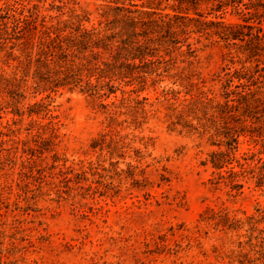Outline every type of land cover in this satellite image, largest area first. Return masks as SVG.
I'll return each mask as SVG.
<instances>
[{"label":"rangeland","instance_id":"rangeland-1","mask_svg":"<svg viewBox=\"0 0 264 264\" xmlns=\"http://www.w3.org/2000/svg\"><path fill=\"white\" fill-rule=\"evenodd\" d=\"M129 2L226 25L255 26L264 14L262 0L224 1L222 10L177 0L11 4L23 15L36 7L46 27L81 19L102 30ZM195 29L158 53V71L120 82L104 108L77 89L39 84L23 47L0 40V264H264V123L255 119L264 50L250 57L243 43L227 47ZM237 71L254 82L237 81ZM226 128L239 133L235 157L253 169L241 191L209 164L227 149Z\"/></svg>","mask_w":264,"mask_h":264},{"label":"trees","instance_id":"trees-1","mask_svg":"<svg viewBox=\"0 0 264 264\" xmlns=\"http://www.w3.org/2000/svg\"><path fill=\"white\" fill-rule=\"evenodd\" d=\"M13 1L0 0V40H13L23 47L27 64L31 61L35 64L34 75L39 84L43 83L48 89H77L98 101L103 108L108 104H103L102 101L114 95L116 86L124 79L136 78L140 73L158 71V53L169 48L176 49L178 44L185 42L188 39L187 28L191 23L197 33L209 31L207 35L216 36L227 47L230 44L236 46L237 42L243 43L250 57L257 56L258 52L264 50L261 45L264 43V26L260 25V22H264V14L257 16L255 26L246 21L244 25H226L223 22L202 21L200 15L197 16L198 19L179 14L158 16L153 11H141L137 5L129 2L127 6L121 4L112 8V19L105 29L100 30L95 27L84 28L81 19H76L74 23L67 21L62 25L46 27L44 21L38 20L36 7L28 9V14L23 15L25 7H13ZM177 1L192 6L203 1H212L216 2V10H222L227 6L224 1L229 0ZM261 7L264 9V5ZM187 47L190 49L189 45ZM146 66H151L149 72L143 71ZM234 78L251 84L254 82L253 74H245L243 71L235 72ZM258 78L264 79V75ZM230 83L229 78L227 84ZM113 104L114 102L110 103ZM261 114L260 119H255L258 122L263 120L264 123V108ZM226 130L223 133L226 142L221 144L227 149L212 152L209 155V164L213 170L218 171V179L228 180L232 189L241 191V180L246 178L245 174L253 176V169L247 164L249 158L241 157L240 160L244 161L241 163L235 157L239 133L230 128ZM233 162L236 163L238 171L232 166ZM223 168H227L224 171L226 176L219 172ZM263 178L262 174L258 175L256 187L261 186ZM212 214L223 220L224 224H232L227 214Z\"/></svg>","mask_w":264,"mask_h":264}]
</instances>
